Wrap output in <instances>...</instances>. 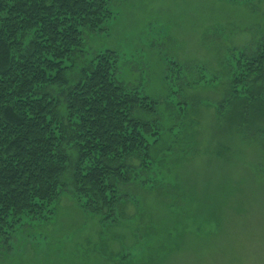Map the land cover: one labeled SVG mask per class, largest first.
I'll return each instance as SVG.
<instances>
[{
	"label": "rangeland",
	"instance_id": "374dc122",
	"mask_svg": "<svg viewBox=\"0 0 264 264\" xmlns=\"http://www.w3.org/2000/svg\"><path fill=\"white\" fill-rule=\"evenodd\" d=\"M111 8V23L86 31L82 49L85 60L113 50L117 79L157 100L155 185L126 188L125 216L104 226L62 193L51 220L0 250V264H264V135H246L216 108L234 55L264 37V0Z\"/></svg>",
	"mask_w": 264,
	"mask_h": 264
},
{
	"label": "trees",
	"instance_id": "16d2710c",
	"mask_svg": "<svg viewBox=\"0 0 264 264\" xmlns=\"http://www.w3.org/2000/svg\"><path fill=\"white\" fill-rule=\"evenodd\" d=\"M111 3L0 0V250L50 221L66 191L104 226L125 216L126 188L155 185L157 100L117 79L113 50L85 60L82 49L86 31L111 23ZM233 58L216 108L264 135V37Z\"/></svg>",
	"mask_w": 264,
	"mask_h": 264
}]
</instances>
